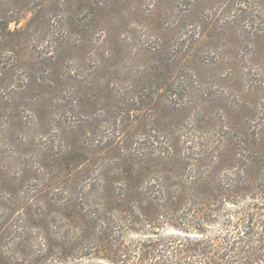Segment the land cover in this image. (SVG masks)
<instances>
[{
  "label": "rangeland",
  "instance_id": "rangeland-1",
  "mask_svg": "<svg viewBox=\"0 0 264 264\" xmlns=\"http://www.w3.org/2000/svg\"><path fill=\"white\" fill-rule=\"evenodd\" d=\"M117 1L114 16L122 19L126 13H133V16L126 15L125 25L114 20L87 28V38H82L84 43L78 42L81 37L76 35V26H71L74 22L67 26L69 9L78 8L76 4L70 5V0H4L6 5L0 6L1 13L21 14L20 24L29 18L33 6L42 4L47 13L45 24L33 31L31 38L20 44L14 53L1 47V62L23 58L29 53L36 59L48 57L55 47L52 41L55 35L59 40L68 38L70 41L63 44L65 50L58 67L64 82L60 83L61 91L56 92L51 102L66 104L75 119L70 118L66 107L53 105L50 118L66 115L69 118H64L66 124L74 122L88 150L86 160L80 165L83 171L71 177H64L66 174L50 156L43 160V165L38 164L36 156L28 157V151L21 153L20 161L14 163L12 160L17 166H9L12 169L7 172H18L23 163L35 169L28 173L26 182L17 185L16 189L22 188L23 193L20 190L12 192L14 185L8 180L10 174L0 176L3 185L0 188L1 252L3 255L9 252L16 261H21L19 264H238L231 253V249L238 247L244 248V256L248 257V263L243 264H264V0ZM108 2L111 0L79 3L80 20H88L86 13L91 5L97 3L102 7ZM153 4L159 6L162 18L148 21L145 17ZM77 21L75 19V23ZM105 31L110 34L109 44L104 43ZM74 41L82 44L78 52L67 48ZM161 44V53L153 54L155 60L167 54L171 57L185 51L190 54L192 68L177 69L178 77L184 75L192 79L186 95L176 101L184 102L182 112L174 115L171 109L164 110L163 105L162 108L160 105L152 107L154 102L141 94L137 104L141 112H124L115 124L105 117L106 108L100 102L87 106L90 110L85 112L76 109L74 91L83 86L89 90V82H96L101 89L107 83L117 89L122 86L133 95L131 87L135 83L126 77L127 72L140 70L152 56L147 51ZM107 50L114 54L113 60L96 71L94 68L106 60ZM202 64L209 65L212 70L204 74ZM39 67L38 62L30 69L23 63L16 68L12 83L22 84L26 76L33 73L36 77L42 76L49 70ZM4 91L10 92L9 87ZM65 100L73 103H64ZM165 100L171 98L165 95ZM6 115L7 112L0 110V124L7 120ZM55 134L52 127L44 130L35 144L45 147L53 142L57 145ZM171 136H178L177 141L171 143ZM20 138L24 135L15 136L16 144L0 143V155L16 157ZM122 139L128 142L120 144L119 153L105 152V144ZM130 143L135 148L140 147L141 152H152L151 160L145 161L144 153L143 156L139 153L140 159H136L137 154L122 152ZM169 145L176 146L180 156H176L177 164L185 168L179 185L174 181L169 188L173 191L171 195H181L180 189L183 190V185L188 187V181L206 180V177L215 181L211 185L216 190L214 194L228 201L217 200L209 206L207 202L200 205L197 198L180 197L172 200L178 211L173 216L159 218L156 227L146 226L139 219L136 225L115 220V241L123 245L115 243L108 252H97L91 246L81 250L77 244L59 250L49 246L50 240L59 243L66 237L72 241L78 239L82 223L71 219L76 217L74 203H81L88 210L96 208L105 186L114 196L128 192L124 175L117 173L120 154L125 153L126 161L130 157L143 166L138 186L142 192L151 191L153 187L155 191L146 193L149 200L165 203L166 200H158L156 190L162 186L161 190L166 191L163 178H173L172 175L164 176L171 164L155 156ZM6 162L8 159L0 160L2 172ZM53 172L56 173L51 174ZM45 186L48 188L42 194ZM71 201L73 206L69 208ZM6 207H14L15 211L7 213ZM26 211L34 218L39 215L42 222L25 223ZM199 213L200 216H196ZM38 224L44 225V229L34 227ZM2 229H5L3 234ZM234 240L235 245L231 244ZM259 246L260 253L256 255Z\"/></svg>",
  "mask_w": 264,
  "mask_h": 264
},
{
  "label": "trees",
  "instance_id": "trees-1",
  "mask_svg": "<svg viewBox=\"0 0 264 264\" xmlns=\"http://www.w3.org/2000/svg\"><path fill=\"white\" fill-rule=\"evenodd\" d=\"M83 1L84 0H70V5L76 4L78 8L75 10L70 8L69 15L66 18L67 26H70V23L74 22L71 26H76L74 28H76V35L81 37V39L78 40L80 43H84L83 39L87 38V28L97 27L102 23L108 24L114 20H120L124 22L123 24L125 25V18L127 17L126 15L133 16V13H126L124 19H122L121 16H114V12L116 10L114 9V4L118 1L111 0V2L106 3L102 7L97 6V3L91 5L89 11L86 13L89 16L88 20L84 21L85 18L80 20L79 3ZM158 1L159 0H156V2ZM2 5H6L4 0H0V6ZM33 7L29 18L23 24H20L21 14H12L11 12L5 11L3 13L0 12V59L1 53L3 52L1 47H6V49L9 48L14 53L20 44H25L26 41L31 38L33 31H35L37 28H40L39 26L41 24H45L47 13L44 12L42 4H40V6L38 5L36 8ZM147 14L148 15L145 18L148 21H153V18L154 20H159L162 18L160 8L156 4L152 5V9L148 10ZM75 19L78 20L77 23H75ZM152 24L154 23L152 22ZM71 28L72 27H70L69 30ZM105 38L106 39L104 40V43L109 44L111 42V40H109L110 34L106 31ZM53 39L54 40L52 41L55 43V47L49 56H46L43 59H36L34 58L33 54L29 53L27 56H23V58L18 57L11 61L9 58L6 62H1L0 60V110H4V113L7 112V115L5 116L7 120H3V122L0 124V143L16 144L15 136H17V134L24 135V138H20L18 141V147L14 154L16 157L10 156L3 158L2 155H0V160L8 159L6 166L3 167L5 168V171L2 172L0 170L2 172L0 176H3L4 174L11 175L8 180H12L13 182L14 188L12 192L14 193H16V191L18 192L19 190L22 191V193L24 192L22 188H19L18 190L16 188L22 185L23 181L26 182L29 179L27 178L29 176L28 173L33 172L35 169L33 166L23 163L24 166L22 167L21 164L18 168V172L6 171L8 169H12V167H9L11 165H14V168L17 166V164H13V162L15 163L20 161V155L23 151L30 152L28 156L30 158L36 156L37 162L40 165H43V160L50 156L52 160L56 162L57 167L60 169L62 168L66 174L64 177H71L76 174L79 175L81 173L80 170L83 171V169L80 168V165L83 164V160H86L85 157L88 155V150L85 148L83 141L81 140V135L77 130V126L74 125V122L71 123L72 125H67L65 119L69 118H67V116L63 113L59 114V116L55 119L50 118L52 105L58 108L66 107V112L71 111L70 108H67L66 104V106L62 103L53 104V100L51 102L52 98L55 99L57 95L56 92L61 91L59 90L60 83L64 82L62 73L58 70L61 55L65 50L63 44L70 43L68 38L65 41L59 40L56 35L53 36ZM72 43L74 45H67L68 50H71L72 48L77 50V52L81 50L82 44H76L75 41ZM162 48L163 45L161 44V46L150 48L149 51L146 50L147 54L152 56L147 59L146 63L142 64L143 67L136 72H132V69L130 68L131 71L127 72L126 77L135 83V86L131 87L133 88L134 96L126 92L122 86L117 89L115 86L110 87L107 83L102 87V90L96 82H89V90L83 86L76 92L74 91V94L77 96V100L73 101L77 104L76 109L78 108V110H83V112H85L86 110H90L87 106H94V104L100 102L102 103V106L106 108L103 111L106 113L105 117L108 120L112 119V123L115 124L119 117L125 113L129 114L132 111L141 112L137 106L138 102L141 101V94L143 98H147L154 102L152 107L155 105L158 107V105H160L162 108L163 105L164 110L171 109L170 112L174 115H176L178 112H182V110L185 109L184 102L178 103L176 101H178L180 97L183 99V97L186 95L187 91L189 90L188 83L192 79L183 75L180 76L182 79L181 80L180 77H178L177 69L181 68L187 71L192 68V61L189 59L190 54L189 52L185 51V53H182L180 56L171 57L164 50L167 56L164 55V57L161 59L157 58L155 60L154 57L156 56L153 54L161 53ZM106 53L108 54V56L105 58L106 60L103 62V64L101 61V64L99 63V67L94 68L96 71L101 70L102 67L105 66L106 62L113 60L114 54L112 51L107 50ZM37 62L40 65L39 68H48V72L46 70L42 76L38 77H36L34 73L32 76H26L25 82L22 84L12 83L16 68H20L24 63L25 67L30 69V67ZM202 66V72L204 71V74L205 72L212 70L209 65L205 66V64H202ZM31 71L33 72L32 69ZM174 73L176 74V77L174 76ZM7 87H9L10 92L4 91ZM101 91L104 93L100 96V93H102ZM165 95L166 97H170L171 100H165ZM58 97H61L60 94ZM165 101H167L166 104H164ZM73 102H68L67 100L64 101V103L67 104H72ZM68 115H70V118L73 117L75 119L72 113L69 112ZM51 127L55 130V136H57V145L53 144V142H50V144L46 145L45 147L43 144H35L36 140H38V138L44 134V130H48ZM177 138L178 136H171L169 140L172 143V140L177 141ZM123 140L124 139H122L120 142L115 140L105 144V152H108V154L111 151L113 153H119V151L117 152V149L120 144H122V142L123 144L128 142ZM136 144L140 145V142H137ZM123 148L124 149L122 152H125L128 155H131L132 152L137 154L135 156L136 159L140 157L138 155L139 153H141V156H143L142 153H144L145 157H147L145 161L151 160L150 153L152 152H141L140 147L135 148L131 145V143ZM125 153L118 156L120 164L117 165V173L124 175L123 180L128 183V192H121L117 196H114L110 192L109 187L105 186V190L101 192V195L98 197L96 208L93 207L92 210H88L81 203H74L73 206L71 201L69 208L73 206L76 215V217L72 216L71 219H75L78 224L79 222L82 223L78 239L72 241L70 238L66 237L63 238L62 242L59 241V243L55 242L56 240H50L49 246H51L52 249L59 250L66 246L77 244L78 249L81 250L91 246L92 249L97 250V252H108L113 248L115 243H119V245L122 244L115 241L117 239L114 232L115 220L121 223L129 222L133 225H136L139 221H141L146 226L156 227V222L160 221L159 218H166L167 215L173 216L175 212L178 211V206L173 205L172 200H176L180 197L184 196V198H197L199 201H201L200 205H203L204 202H207L209 206H213V202L217 200L228 201L226 197H222L220 195L216 196L214 194L216 190L211 187V185H213L215 181L213 178L210 181L211 178L206 177H204L206 180H201L200 178V180L188 181V187L183 185V190L180 189L182 193L181 195L178 194L176 197L174 196V193L171 195V192L173 191H169V188L173 186L174 181H178L177 183L179 185V182H181L183 179L182 173L185 168H181L179 167V164H177L176 156H179V152L177 153L176 146L170 145L168 148L166 147L165 150L160 151L159 154H156L155 156L157 160H164L165 162L171 164V167L167 169V171L164 173V176L169 177L172 175L173 178H163V181H165V188H167L166 191L164 189L161 190L162 186L160 189L156 190V192L159 194L158 200L166 201L163 204L153 202L152 200L150 201L148 196H146V193L149 194L155 191L153 190V187L151 191H147V189H145L144 192H142L138 186L140 175L142 173L141 167L143 166L137 161H132L130 157L128 159V155V161H126ZM173 159L176 160V163L174 164ZM184 165L186 166V163H184ZM54 173L56 172L51 174ZM199 175L201 174H198V176ZM51 178L53 177L50 176L48 179L51 180ZM184 182L185 181H183L182 184H184ZM43 183L42 186H44ZM2 187L3 185L0 183V188ZM44 188V190H41L42 194L48 187L45 186ZM38 191L40 192V190ZM200 195H202V197H199ZM8 198L11 200L10 197ZM151 202L154 203V205L149 204ZM14 207H6V209H8L7 213H13L15 211ZM26 209L28 210V207ZM63 209L66 208L63 207ZM162 210H165L166 212H163ZM25 214L28 215H25V223H33L34 221L38 223L42 222V219L39 215L34 218L33 216H29L30 213L28 211H26ZM200 214L201 213H199V215L196 214V216H200ZM36 218H38L39 221ZM199 218L204 220L203 217H198V219ZM100 222H103V225H101ZM38 225L39 226L34 227L44 229V225ZM4 232L5 229H2L1 233L3 234ZM231 244L235 245L236 241H232ZM243 249L244 248L238 247L231 249L233 258L235 257V263H248V257L244 256L245 251ZM1 251L2 250L0 249V264H19L18 262H21L19 260L16 261L17 258L14 259L12 255L8 254L9 252H6V254L3 255V251ZM256 251V255H259L260 246ZM260 259L261 256L258 258V260ZM35 260L36 259H34V262Z\"/></svg>",
  "mask_w": 264,
  "mask_h": 264
}]
</instances>
